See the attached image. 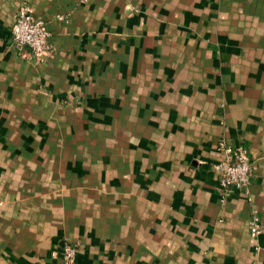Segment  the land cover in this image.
Wrapping results in <instances>:
<instances>
[{
	"label": "crops",
	"instance_id": "crops-1",
	"mask_svg": "<svg viewBox=\"0 0 264 264\" xmlns=\"http://www.w3.org/2000/svg\"><path fill=\"white\" fill-rule=\"evenodd\" d=\"M24 5L41 60L12 46ZM220 143L247 150L248 190L219 187ZM65 245L74 264H264V0H0V264Z\"/></svg>",
	"mask_w": 264,
	"mask_h": 264
},
{
	"label": "built area",
	"instance_id": "built-area-1",
	"mask_svg": "<svg viewBox=\"0 0 264 264\" xmlns=\"http://www.w3.org/2000/svg\"><path fill=\"white\" fill-rule=\"evenodd\" d=\"M58 17V20H63ZM12 46L21 57H32L41 60L52 49L51 35L45 23L36 17L33 11L24 5L17 11L10 29ZM227 157L215 165L217 182L224 192L248 190L252 177V162L248 152L243 147L229 148L223 143ZM250 236L256 237L260 233V226L256 220L250 225ZM62 264H74L75 250L70 245H65L61 251ZM57 253L53 252L52 256Z\"/></svg>",
	"mask_w": 264,
	"mask_h": 264
}]
</instances>
